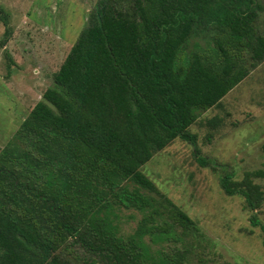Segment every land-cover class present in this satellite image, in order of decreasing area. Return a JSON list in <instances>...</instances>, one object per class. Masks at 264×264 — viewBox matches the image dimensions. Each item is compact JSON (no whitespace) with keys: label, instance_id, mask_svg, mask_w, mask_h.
Listing matches in <instances>:
<instances>
[{"label":"trees","instance_id":"trees-1","mask_svg":"<svg viewBox=\"0 0 264 264\" xmlns=\"http://www.w3.org/2000/svg\"><path fill=\"white\" fill-rule=\"evenodd\" d=\"M263 13L264 0H98L0 150V264H208L188 245L153 255L147 236L201 231L141 168L177 138L196 144L200 113L264 61ZM0 25L5 47L14 28L1 1ZM256 178L264 168L220 182L254 214L264 204ZM122 207L146 212L129 234L116 223Z\"/></svg>","mask_w":264,"mask_h":264},{"label":"rangeland","instance_id":"rangeland-1","mask_svg":"<svg viewBox=\"0 0 264 264\" xmlns=\"http://www.w3.org/2000/svg\"><path fill=\"white\" fill-rule=\"evenodd\" d=\"M0 1L14 28L8 44L0 45L1 150L53 83L98 0ZM260 26L264 30V13ZM3 31L0 25V39ZM216 116L221 122L212 129L207 120ZM191 130L198 135L196 144L177 138L141 169L189 213L201 235L184 236L176 228V239L151 241L147 236L151 252L159 257L172 247L188 245L195 262L203 256L208 264H264V204L254 211L259 224L253 225L254 214L245 198L226 194L220 182L226 172L241 179L246 171L264 168V61L227 93L220 106L202 111ZM256 181L264 186V178ZM145 214L138 208H120V233L133 232Z\"/></svg>","mask_w":264,"mask_h":264}]
</instances>
